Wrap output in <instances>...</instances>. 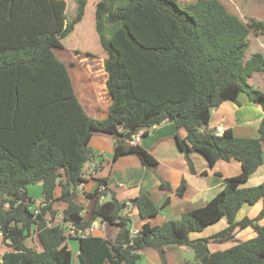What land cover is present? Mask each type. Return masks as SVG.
<instances>
[{"label":"trees","instance_id":"1","mask_svg":"<svg viewBox=\"0 0 264 264\" xmlns=\"http://www.w3.org/2000/svg\"><path fill=\"white\" fill-rule=\"evenodd\" d=\"M77 2V15L68 21L65 0H0V232L11 248L0 264H72L67 224L79 234L97 218L117 224L118 234L114 240L80 236L79 264H139L144 248L152 247L164 258L169 246L191 247L195 264H264V181L246 185L263 164L264 116L258 137H238L231 128L217 135L208 128L213 109L229 100L239 104L242 93L264 108V90L249 82L264 72V52L246 55L250 33H264V20L245 21L222 0L185 5L178 0H99L96 29L107 52L112 101L105 118H94L55 51L85 14L88 1ZM169 121L187 130L186 137L177 134V142L193 171L190 153L196 150L211 165L235 158L242 172L227 178L205 205L181 219L159 225L147 221L137 234L124 210L136 209L143 219L156 216L159 207L149 191L120 200L105 187L94 194L92 216L85 218L84 206L75 198L86 181L84 166L94 157V131L115 136L114 160L137 154L155 171L158 159L134 136L143 137ZM37 183L43 199L35 213L36 200L27 187ZM169 187L161 181L160 188ZM185 190L183 180L177 191L182 195ZM260 199L256 217L238 218L245 205ZM56 201L66 208H54ZM59 211L61 222L54 223ZM221 219L227 221L225 228L192 238ZM247 227L257 234L226 249H210V243L236 240L237 231ZM34 228L42 250L26 244Z\"/></svg>","mask_w":264,"mask_h":264},{"label":"crops","instance_id":"2","mask_svg":"<svg viewBox=\"0 0 264 264\" xmlns=\"http://www.w3.org/2000/svg\"><path fill=\"white\" fill-rule=\"evenodd\" d=\"M106 75H108L107 72ZM89 79L91 78L89 77ZM76 93L79 95L78 92ZM241 96L244 98H241ZM78 97L86 109V105L84 104L86 101L82 97ZM239 99V104L229 100L213 109L208 128L216 129L222 127L223 131L231 128L238 137H258L259 124L264 116V108L251 101L245 93L240 94ZM111 101L106 104L98 102L102 105L101 108L98 103H95L91 107L93 114L97 112L108 114ZM90 116L96 118L94 115ZM177 134L181 137H186L187 130L184 127H177L174 122L169 121L155 125L145 136L140 137L137 143L145 147L158 159V165L154 171L145 166L137 154L122 155L114 160L113 154L117 144L115 136L102 131H94L90 140V146L94 150V157L84 166L83 175L86 181L78 187L75 198L78 203L84 206L85 218L89 219L92 216L93 204L97 197L94 194L97 191H102L105 187L110 190L109 192H114L120 200H129L137 197L144 191H149L156 205L159 207V212L156 216L143 219L138 215L136 209L129 208L124 210V214H129L131 218L137 217L135 221H132L131 230L139 232L147 221L152 225H159L168 220L181 219L185 213L201 207L210 201L221 191L227 178L237 176L242 172V164L235 158L229 161L219 159L214 165H211L208 159L196 150L190 153L195 167L193 171L185 154L178 146ZM93 170L96 171L95 174L92 173ZM100 179H105L106 184L100 185ZM162 180L168 182L170 187L160 188ZM183 180L186 181V190L181 195L177 190ZM263 181L264 152L263 164L252 174L246 185L254 186ZM38 186L42 187V184L40 183ZM28 192L30 193V189H28ZM61 192V186H57L55 197H59ZM31 196L33 197L32 194ZM42 199L43 197L39 202ZM167 199L169 201L165 203ZM59 203H62V206ZM66 206L67 204L63 201H56L54 203V208L60 211L66 208ZM262 206L263 201L261 199L254 205H245L239 211L238 218H242L245 215L256 217L260 213ZM60 211L54 218V223L61 222ZM261 223H264V219ZM93 224V229H87L79 234L71 229V224H67L69 234L67 243L73 253V262L77 260L75 264H79L80 236L92 235L114 240L118 234L119 227L117 224L108 223L99 218L94 220ZM226 226L227 221L221 219L209 225L202 232L192 233L191 236L192 238L209 236ZM256 234V230L252 227L240 229L236 233V240L224 243H210V249L212 251L226 249L233 246L237 240H247ZM26 244L30 247L37 246L39 250L43 249L35 228L32 229L30 236L26 239ZM185 247L188 246H180L179 250H175L174 246L167 247L164 258L156 249L146 247L142 250L143 258L139 264H175L171 260L172 256H170L174 252L179 258L177 264H184V261L186 264H190V260L186 261L187 259L180 254L181 249H185ZM172 249H174V252ZM8 250H11V248L3 242L2 234L0 233V263L3 261L4 253ZM73 262L72 264H74Z\"/></svg>","mask_w":264,"mask_h":264},{"label":"rangeland","instance_id":"3","mask_svg":"<svg viewBox=\"0 0 264 264\" xmlns=\"http://www.w3.org/2000/svg\"><path fill=\"white\" fill-rule=\"evenodd\" d=\"M67 2L66 14L68 21H72L77 15V0H65ZM85 14L80 22H77L74 29L62 39L63 46L56 48L58 56L64 60L69 68L73 80V84L78 96L82 97L86 105V112L89 115H94L96 118H105L106 114H93L92 106L95 103L102 102L104 104L111 101L110 94L107 90L106 81L108 75L105 71V59L107 52L103 48L99 34L96 29V5L99 0H87ZM181 5H185L195 0H178ZM230 11L238 13L245 21L254 17L264 20V1L263 0H222ZM250 45L246 55L250 57L256 51L264 52V33H256L252 31L249 35ZM256 74V73H255ZM85 76V77H84ZM91 78L88 80V78ZM250 84L264 90V72H258L249 80ZM89 86V87H88ZM241 98H244L241 96ZM83 104V103H82ZM100 108L101 104L98 103ZM84 106V105H83ZM88 106V107H87ZM38 184H32L27 187L33 195L36 203L42 198V187ZM29 193V194H30ZM30 194V195H31ZM62 206V203H59ZM135 221L137 217L132 218ZM180 246H174L175 250H179ZM174 249L172 251L174 252ZM187 250V251H186ZM180 254L190 264H195V254L191 247L181 249ZM167 255V254H166ZM171 260L175 264L179 258L174 252L170 255ZM174 256V257H173ZM170 259V257H169ZM166 260V259H165ZM77 260L73 263L75 264ZM166 264V263H165ZM184 264L186 262L184 261Z\"/></svg>","mask_w":264,"mask_h":264},{"label":"built area","instance_id":"4","mask_svg":"<svg viewBox=\"0 0 264 264\" xmlns=\"http://www.w3.org/2000/svg\"><path fill=\"white\" fill-rule=\"evenodd\" d=\"M215 132H216V134L217 135H222L223 133H224V131H223V129H222V127H218V128H216V130H215ZM140 140V137L139 136H134V142H138ZM95 170H93L92 171V173L93 174H95ZM41 204V202H38L34 207H33V210H34V212L35 213H38L39 212V208H38V206ZM94 228V224H92V226L90 227L91 229H93ZM89 228V229H90ZM1 233V232H0ZM132 233L133 234H137L138 233V231L137 230H132ZM2 234V233H1Z\"/></svg>","mask_w":264,"mask_h":264}]
</instances>
